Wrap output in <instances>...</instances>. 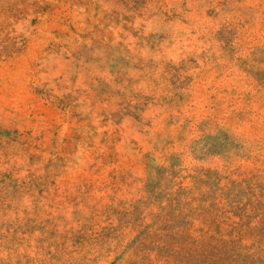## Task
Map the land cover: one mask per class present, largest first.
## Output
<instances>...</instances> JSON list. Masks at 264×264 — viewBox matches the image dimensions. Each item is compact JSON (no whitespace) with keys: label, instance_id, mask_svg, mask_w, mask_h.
<instances>
[{"label":"rangeland","instance_id":"rangeland-1","mask_svg":"<svg viewBox=\"0 0 264 264\" xmlns=\"http://www.w3.org/2000/svg\"><path fill=\"white\" fill-rule=\"evenodd\" d=\"M0 264H264V0H0Z\"/></svg>","mask_w":264,"mask_h":264}]
</instances>
